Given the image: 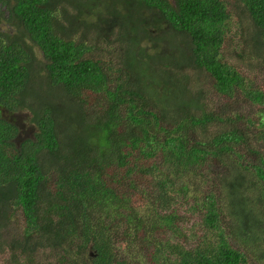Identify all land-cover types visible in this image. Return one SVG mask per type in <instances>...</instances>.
Wrapping results in <instances>:
<instances>
[{
  "label": "trees",
  "instance_id": "trees-1",
  "mask_svg": "<svg viewBox=\"0 0 264 264\" xmlns=\"http://www.w3.org/2000/svg\"><path fill=\"white\" fill-rule=\"evenodd\" d=\"M111 41L120 65L88 56ZM259 67L264 0H0V231L20 209L59 264L63 243L88 264H264ZM207 88L227 104L206 112ZM20 111L37 131L18 141Z\"/></svg>",
  "mask_w": 264,
  "mask_h": 264
},
{
  "label": "rangeland",
  "instance_id": "rangeland-1",
  "mask_svg": "<svg viewBox=\"0 0 264 264\" xmlns=\"http://www.w3.org/2000/svg\"><path fill=\"white\" fill-rule=\"evenodd\" d=\"M232 11L234 10L233 7L231 6ZM71 28H75L79 30L82 29L83 31V37L82 40L88 41L90 43L92 41V38L94 35L90 34L89 29H83V27L77 22L73 21ZM2 30H7L9 33H13L11 28L8 25H3L1 27ZM161 31V30H158ZM157 30H152V36L155 38H160V35L158 34ZM116 42L111 41L110 43L106 42H100L97 45V49L94 50L93 52L90 51L88 56L94 57L100 60H103L102 63H105V61H110L111 64L117 66L121 64L120 58L118 57V49L115 47ZM227 46V49L224 50L225 56L227 57L228 55H232L233 51V45L231 46L230 42H226L225 44ZM35 54V63H34V75L37 77V80L43 81L45 84L42 86V89L44 91L50 90L46 75H45V70H44V61L41 56V53L39 52L38 49L34 50ZM111 58V59H109ZM231 60V61H230ZM228 58L227 61L230 62H236V58L233 55L232 59ZM244 74L248 75H253V71L249 69V72L246 71L243 67L239 66L238 67ZM256 75L258 77V83L264 85V68L259 67L255 71ZM208 93L207 99L204 101V106L208 108L206 112H213V111H218L220 107L223 105L227 104V99L225 98H220L219 96L215 95L214 91L210 88L205 89ZM52 92L51 95V100L53 101V93L55 92V88ZM62 101L67 102L68 105L72 104V102L66 100L65 98H61ZM34 103V107L36 105L35 101L32 100V104ZM74 104V103H73ZM38 109V107L36 108ZM245 111V110H241ZM232 114L239 113V110H230ZM9 119L16 124L19 130V136H18V141H21L23 139H30L33 134L37 131V128L35 127L34 124L31 123L32 119V114H30L27 111H20L16 112L13 114H8ZM222 124V123H218ZM226 128L225 125H217L216 126H209L207 132L204 134L205 139L211 138L213 132H217L221 129ZM200 134V133H198ZM246 146L250 147L251 149L256 148V143L252 139V135H248L247 139V144L240 145L238 147V150L241 152H246ZM264 153V152H263ZM231 156H226V163L229 166L237 168V165L231 160ZM252 164H255V158L254 155H250L249 158ZM238 169V168H237ZM249 170L255 171V168L252 166L248 167ZM234 176L230 173V178H233ZM247 179L249 178L248 176L246 177ZM235 181H231V184H233ZM8 220H9V225L7 227V230L2 229L0 231V242H2V245L4 244L3 251L0 253V264H59L58 258L63 256L62 250L59 248H56V250H51L48 247H43V248H38L36 250H33V243L35 240L39 241V237L33 235L30 240H24V229H25V220L23 218V214L20 211V209H11L8 215ZM161 237V233L157 232L154 238ZM115 239V245H114V250L116 253V257L120 256V253L118 252L120 249V245L118 242L122 241L119 240V237H114ZM156 239H153V242ZM63 249H66V254H68L65 259V262L63 264H88L87 261L81 259L78 255H75L74 252L70 253V247L68 244L63 243ZM89 248V245L87 246ZM142 251L145 257H149L152 248L149 246H144L142 247ZM264 251V247H262V253ZM72 252V250H71ZM144 264V263H143ZM151 264V263H150ZM253 264L255 262L253 261Z\"/></svg>",
  "mask_w": 264,
  "mask_h": 264
}]
</instances>
